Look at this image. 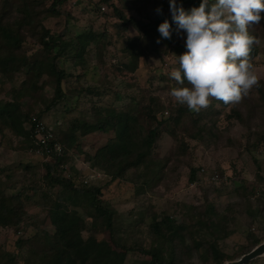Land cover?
<instances>
[{
	"label": "rangeland",
	"instance_id": "rangeland-1",
	"mask_svg": "<svg viewBox=\"0 0 264 264\" xmlns=\"http://www.w3.org/2000/svg\"><path fill=\"white\" fill-rule=\"evenodd\" d=\"M62 1L61 7L68 15H44L41 26L54 36L65 32L60 51V68L66 73L61 83L64 98L47 111L56 96L54 79L44 73L40 78L35 77L25 68L11 77L0 74V107L9 103L18 109L24 133L18 136L0 121V191L7 197L19 196L26 212L17 229L0 227V255L5 253L10 260L13 253L15 261H21L29 246L19 250L16 245L19 239L36 237L38 245H42L43 235L54 233L49 209L57 202L84 218L85 229L81 233L84 240L96 241L103 251L122 257L123 264L148 260L137 251L126 253L123 247L153 246L156 241L150 225L164 216L186 226L183 235L186 242L178 252L181 264H214L206 247L215 238L205 229L197 232L198 222L205 217L209 206L225 217L218 225L221 239L215 242L224 254L235 256L241 247L249 244V235L263 243L264 224L247 214L244 200L246 197L264 201V185L256 177H264V101L258 95L259 89L264 90V19L249 29L260 41L253 46L255 54L251 57L259 86L253 87L238 104L226 105L212 99L207 109L199 113L189 110L174 125L172 111L177 107L188 109L170 96L176 84L169 75L178 67V56L185 52L186 33L175 31L170 0ZM50 3L42 0L35 12L49 8ZM157 8L172 24L170 40L161 38L159 32H150L151 37L146 38L132 26L127 32H115L113 24L118 21V12L149 23L160 15ZM24 40L22 52L29 62L46 59L48 64L50 56L37 52L34 39L28 35ZM135 66L136 70H128ZM33 83L32 90L28 89ZM151 98L162 104L157 118L165 121L152 150V156L161 161L155 163L158 168L153 167L152 172L131 169L122 179L110 181L103 171L91 167L87 157L106 145L114 132L85 134L82 130L76 133L68 160L61 166L62 177L72 180L75 188L81 189L82 185L100 188L102 200L114 211V239L119 243L116 245L100 220L94 223L81 207L71 204L68 196L72 192L68 188L63 185L47 188L42 166L46 161L28 147L25 118L31 120L40 115L55 139V135L61 137V133L67 132L74 121L110 124L115 113L128 111L137 117L141 132H145L149 126L147 113L153 108ZM232 108L240 112L243 124L227 119ZM166 109L169 112L164 113ZM192 168L196 175L190 183ZM158 170L160 174L154 175ZM190 232H193L191 237ZM193 242L202 246L193 249ZM251 264H264V257Z\"/></svg>",
	"mask_w": 264,
	"mask_h": 264
},
{
	"label": "trees",
	"instance_id": "trees-1",
	"mask_svg": "<svg viewBox=\"0 0 264 264\" xmlns=\"http://www.w3.org/2000/svg\"><path fill=\"white\" fill-rule=\"evenodd\" d=\"M19 1H22L23 4H18ZM49 1L51 2L49 8H44L43 11L36 13V5H41L42 0H37L36 2L34 0H0V74L5 77H11L13 73H17L25 68L27 73L32 71L35 77L40 78L44 73L54 79L56 96L53 98L49 108H47V111L54 108L64 98L61 83L65 79L66 73L64 69L60 68V51L61 39L65 32L63 31L58 36H54L49 30L41 26V22L45 17L44 15H68L61 7L62 0ZM200 3L201 0H178L177 2L178 5L182 4L185 10L198 7ZM117 16L118 21L113 24V28L117 34L123 31L127 32L128 28L132 26L137 31H142L146 38L151 37L150 32L157 34L158 25L166 18L164 14L160 13L152 22L144 23L132 17L127 18L120 12L117 13ZM28 35L38 45L37 52H42L41 55L47 54L46 56H50L48 64L46 59L45 61L35 60L31 63L29 62V58L22 52L24 39ZM81 49H84L83 44L81 45ZM183 49L186 51V48ZM52 52L54 54L51 57ZM254 54L255 48L253 47L251 57ZM128 70L134 71L136 70V66ZM33 87L34 83L28 89L32 90ZM258 95L261 101H264V90L259 89ZM150 103V107L153 108L147 113L149 126L145 132H141L137 117L128 111L115 113L110 124H87L74 121L69 126L67 132L61 133V137L55 135L54 140L60 144L62 155L59 157L54 156L49 162L42 164L45 170L44 181L47 188L51 189L57 185H63L68 188L67 190L72 192L68 196L71 204L74 207H81L85 215L93 219L94 223L100 220L102 227L110 232L113 243L116 245H119V243L114 239V211L102 200L100 188L92 185H82L81 189L75 188L72 180L62 177L61 166L68 160L69 152L76 141V133L79 130H82L85 134L113 131L114 137L106 145L98 149L94 156L87 157V161L91 164V167L103 171L110 178V181L122 179L125 173L131 169L143 168L152 172L153 167H157L158 162H161L152 156V150L158 136L161 134L165 121L162 119L158 120L157 118V114L161 111L159 109H162V104L155 98H151ZM167 112L169 110H164V113ZM172 112L171 119L173 120V124L177 125L180 118L189 113V109L177 107ZM36 119L42 120L40 115ZM227 119H235L240 123L244 120L240 112L233 108ZM25 120L28 123L25 135L30 141L28 147L33 149L35 146L32 142V123L30 117H26ZM0 121L13 129L18 136L24 135L23 128H21L22 119L18 115V109L13 105L6 103L0 107ZM197 134L200 135L201 133L198 131ZM195 137L193 136L192 138L196 139ZM160 172L161 170H158V172H154V175L157 176ZM195 175L196 170L192 168L188 179L190 183L195 181ZM256 177L264 185V177L261 175H257ZM145 183H147V180L144 181ZM244 209L253 220H259L264 224V201L260 199L251 201L245 197ZM206 212V219L204 217L198 222L199 230L197 232L205 229L215 238L214 242L206 247L214 264H225L228 261L237 260L261 243L259 239L249 235V244L241 247L235 256L224 254L215 242L221 239L218 234V225L225 217L216 213L213 206H209ZM25 216L26 212H24V206L20 202L19 196L7 197L0 191V227L17 229ZM49 218L54 228V233L51 235L45 233L42 245H38L36 237L26 241L19 239L16 242L18 249L20 250L24 245H28V254L21 261H15L16 256L13 253L10 254L12 256L10 260L5 253H2L0 255V264L124 263L122 257L100 249L96 241L91 239L84 240L82 238L81 233L85 229V221L75 210H70L65 205L57 202L49 209ZM150 229L155 238V244L148 249L123 247L126 253L137 251L143 257L148 258L147 261H142L139 264H181L178 252L183 249L182 245L186 242L183 237L187 232L186 226L178 223L177 220L170 216H164L158 222L154 220L150 225ZM189 234L191 237L193 232ZM193 243V249L197 250L202 246V243Z\"/></svg>",
	"mask_w": 264,
	"mask_h": 264
},
{
	"label": "clouds",
	"instance_id": "clouds-1",
	"mask_svg": "<svg viewBox=\"0 0 264 264\" xmlns=\"http://www.w3.org/2000/svg\"><path fill=\"white\" fill-rule=\"evenodd\" d=\"M170 11L175 31L186 33V51L169 74L177 84L170 91L176 102L199 113L212 99L238 104L259 86L251 52L260 41L249 29L264 19V0H201L190 10L170 0ZM158 32L172 38L169 20L159 24Z\"/></svg>",
	"mask_w": 264,
	"mask_h": 264
},
{
	"label": "built area",
	"instance_id": "built-area-1",
	"mask_svg": "<svg viewBox=\"0 0 264 264\" xmlns=\"http://www.w3.org/2000/svg\"><path fill=\"white\" fill-rule=\"evenodd\" d=\"M32 123V142L35 146L33 151L44 161H50L54 156H61L62 149L58 142L53 139L52 133L46 128L41 120L31 119Z\"/></svg>",
	"mask_w": 264,
	"mask_h": 264
},
{
	"label": "water",
	"instance_id": "water-1",
	"mask_svg": "<svg viewBox=\"0 0 264 264\" xmlns=\"http://www.w3.org/2000/svg\"><path fill=\"white\" fill-rule=\"evenodd\" d=\"M260 257H264V242L258 244L249 253L241 256L239 259L226 262L225 264H248Z\"/></svg>",
	"mask_w": 264,
	"mask_h": 264
}]
</instances>
